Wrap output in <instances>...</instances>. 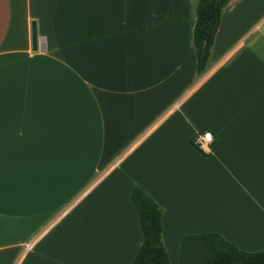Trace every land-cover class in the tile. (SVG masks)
I'll return each instance as SVG.
<instances>
[{"label":"crops","instance_id":"1","mask_svg":"<svg viewBox=\"0 0 264 264\" xmlns=\"http://www.w3.org/2000/svg\"><path fill=\"white\" fill-rule=\"evenodd\" d=\"M198 1L0 0V264H131L135 186L167 254L205 232L264 249V0L224 4L201 75Z\"/></svg>","mask_w":264,"mask_h":264},{"label":"trees","instance_id":"2","mask_svg":"<svg viewBox=\"0 0 264 264\" xmlns=\"http://www.w3.org/2000/svg\"><path fill=\"white\" fill-rule=\"evenodd\" d=\"M228 0H199L193 29L196 73L207 68L220 21ZM131 200L136 207L143 233L141 246L131 264H171L162 241V209L140 187L135 186ZM177 264H264V249L248 252L216 232L184 235Z\"/></svg>","mask_w":264,"mask_h":264},{"label":"rangeland","instance_id":"3","mask_svg":"<svg viewBox=\"0 0 264 264\" xmlns=\"http://www.w3.org/2000/svg\"><path fill=\"white\" fill-rule=\"evenodd\" d=\"M76 190H74V191L71 190L73 192H72V194H70V196L73 195L76 192ZM67 191H70V190L62 189V190H60V194L63 196L64 193H66ZM63 197L66 198L67 195H65ZM39 223H41V222H39ZM42 223L44 225L46 222L42 221ZM49 224L51 225L48 228V229H50V233L46 237L45 240L51 242L52 240H55V239H57V237H59L58 239L60 241V246H64V245H67L68 244L67 239H74L75 238V237H72L70 235L69 231H73V233L79 231L80 227H82V228L84 227L85 222L83 220L81 221L79 218H77L75 216L73 218H70L67 221H62V222H57L53 218H50ZM41 227H43V226H41ZM178 255H179V251H177V249L174 250V251L171 249L169 251L168 257H169V260H170V263L171 264H173L174 259L177 258V260H178ZM177 260H176V264H177Z\"/></svg>","mask_w":264,"mask_h":264},{"label":"built area","instance_id":"4","mask_svg":"<svg viewBox=\"0 0 264 264\" xmlns=\"http://www.w3.org/2000/svg\"><path fill=\"white\" fill-rule=\"evenodd\" d=\"M194 145L203 153H210L211 146L214 142V136L208 131H202L194 136Z\"/></svg>","mask_w":264,"mask_h":264},{"label":"water","instance_id":"5","mask_svg":"<svg viewBox=\"0 0 264 264\" xmlns=\"http://www.w3.org/2000/svg\"><path fill=\"white\" fill-rule=\"evenodd\" d=\"M31 46L32 50H37V34H36V24L32 22L31 24Z\"/></svg>","mask_w":264,"mask_h":264}]
</instances>
